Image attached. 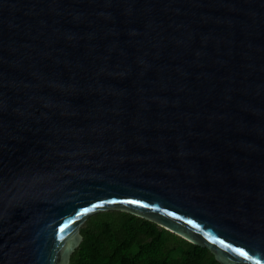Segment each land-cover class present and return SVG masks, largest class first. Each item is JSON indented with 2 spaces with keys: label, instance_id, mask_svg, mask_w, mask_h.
Wrapping results in <instances>:
<instances>
[{
  "label": "water",
  "instance_id": "water-1",
  "mask_svg": "<svg viewBox=\"0 0 264 264\" xmlns=\"http://www.w3.org/2000/svg\"><path fill=\"white\" fill-rule=\"evenodd\" d=\"M108 209L264 264V0H0V264Z\"/></svg>",
  "mask_w": 264,
  "mask_h": 264
},
{
  "label": "trees",
  "instance_id": "trees-1",
  "mask_svg": "<svg viewBox=\"0 0 264 264\" xmlns=\"http://www.w3.org/2000/svg\"><path fill=\"white\" fill-rule=\"evenodd\" d=\"M80 233L70 264H220L208 248L124 210L89 215Z\"/></svg>",
  "mask_w": 264,
  "mask_h": 264
}]
</instances>
